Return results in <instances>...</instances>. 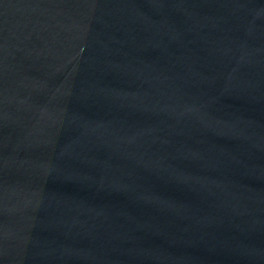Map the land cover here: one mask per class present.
Wrapping results in <instances>:
<instances>
[{"label": "water", "instance_id": "water-1", "mask_svg": "<svg viewBox=\"0 0 264 264\" xmlns=\"http://www.w3.org/2000/svg\"><path fill=\"white\" fill-rule=\"evenodd\" d=\"M0 264H264V0H0Z\"/></svg>", "mask_w": 264, "mask_h": 264}]
</instances>
